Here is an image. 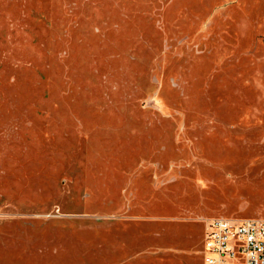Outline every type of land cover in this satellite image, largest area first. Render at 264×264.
I'll return each mask as SVG.
<instances>
[{
	"label": "rangeland",
	"instance_id": "1",
	"mask_svg": "<svg viewBox=\"0 0 264 264\" xmlns=\"http://www.w3.org/2000/svg\"><path fill=\"white\" fill-rule=\"evenodd\" d=\"M264 219V0H0V264H204Z\"/></svg>",
	"mask_w": 264,
	"mask_h": 264
},
{
	"label": "built area",
	"instance_id": "2",
	"mask_svg": "<svg viewBox=\"0 0 264 264\" xmlns=\"http://www.w3.org/2000/svg\"><path fill=\"white\" fill-rule=\"evenodd\" d=\"M204 239V264H264V219L214 217Z\"/></svg>",
	"mask_w": 264,
	"mask_h": 264
}]
</instances>
